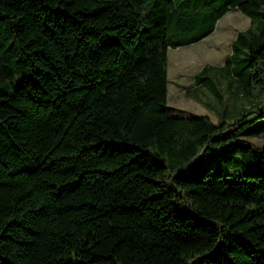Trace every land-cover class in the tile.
Here are the masks:
<instances>
[{"label": "trees", "instance_id": "16d2710c", "mask_svg": "<svg viewBox=\"0 0 264 264\" xmlns=\"http://www.w3.org/2000/svg\"><path fill=\"white\" fill-rule=\"evenodd\" d=\"M264 0H0V264H264ZM238 10L232 122L168 114V49ZM222 98L215 80L204 82Z\"/></svg>", "mask_w": 264, "mask_h": 264}, {"label": "rangeland", "instance_id": "374dc122", "mask_svg": "<svg viewBox=\"0 0 264 264\" xmlns=\"http://www.w3.org/2000/svg\"><path fill=\"white\" fill-rule=\"evenodd\" d=\"M249 25V19L240 11H230L218 21L214 32L204 39L188 46L168 49L169 115H205L213 123L232 122L231 115L241 107L250 106L236 80L225 68V58L232 53V42L237 33L246 30ZM206 66L212 70L202 75L204 82L214 79L222 98H217L206 84L194 91L198 88L195 77ZM241 138L257 146L263 144L264 119L246 128Z\"/></svg>", "mask_w": 264, "mask_h": 264}, {"label": "crops", "instance_id": "0c3cea01", "mask_svg": "<svg viewBox=\"0 0 264 264\" xmlns=\"http://www.w3.org/2000/svg\"><path fill=\"white\" fill-rule=\"evenodd\" d=\"M231 11H234V10H231ZM229 12H230V11H229ZM225 15H226V14H225ZM216 27H217V25H216ZM215 29H216V28H215ZM195 82H196V80H195ZM196 83H197V82H196ZM196 85H198V88H195L194 91L200 90V88H199L200 86L203 87V85H202V84H199V83H197ZM240 109H241V108H240ZM238 111H239V110H238ZM238 111H237V112H238Z\"/></svg>", "mask_w": 264, "mask_h": 264}]
</instances>
